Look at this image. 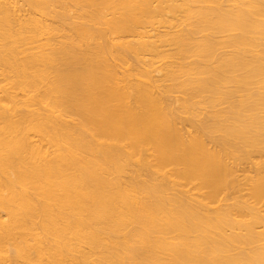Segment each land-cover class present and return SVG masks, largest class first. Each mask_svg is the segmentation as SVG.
<instances>
[{
  "label": "bare ground",
  "instance_id": "obj_1",
  "mask_svg": "<svg viewBox=\"0 0 264 264\" xmlns=\"http://www.w3.org/2000/svg\"><path fill=\"white\" fill-rule=\"evenodd\" d=\"M0 264H264V0H0Z\"/></svg>",
  "mask_w": 264,
  "mask_h": 264
},
{
  "label": "rangeland",
  "instance_id": "obj_2",
  "mask_svg": "<svg viewBox=\"0 0 264 264\" xmlns=\"http://www.w3.org/2000/svg\"><path fill=\"white\" fill-rule=\"evenodd\" d=\"M145 59L148 60V57L146 56ZM154 74L156 76H159L160 75V73H158V72H154ZM175 96L176 95L173 94L170 97V101L172 102V105H174V106L177 104L176 101L174 100V97ZM252 173H253L252 166L250 164H246L245 163V164H242L240 166L239 170L237 171V176L236 177H238L241 180V182H243L244 179H245V176L246 175H250ZM184 188L189 193L195 192V189L192 188L191 184L186 185ZM247 192L248 191H247V189L245 187L240 191V193L242 195H245V196H247ZM231 196L232 195H230V193L229 194H221L220 197H219V199H218V201H216L215 203H213V206L214 205H220V204H223L225 202H231V201H233V198ZM229 197H231V198H229Z\"/></svg>",
  "mask_w": 264,
  "mask_h": 264
}]
</instances>
